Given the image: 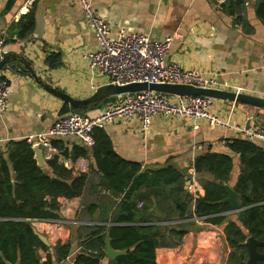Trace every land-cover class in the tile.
Listing matches in <instances>:
<instances>
[{
	"label": "crops",
	"instance_id": "crops-1",
	"mask_svg": "<svg viewBox=\"0 0 264 264\" xmlns=\"http://www.w3.org/2000/svg\"><path fill=\"white\" fill-rule=\"evenodd\" d=\"M9 1L0 0V31L6 34L4 53L13 52L23 57L45 84L76 100L88 99L109 85L108 77L91 73L83 59L85 52L97 49V42L79 9V0H36L31 8L25 7V0ZM88 1L99 18L109 25L112 34L123 30L126 34H145L156 40L172 37L166 61L174 62L184 70H196L215 77L221 89H240L242 94L264 99V26L255 16L256 0H249L246 4V17L254 28L253 34H245L233 26L232 18L221 10L224 0ZM30 9L34 13V28L23 37L20 36L21 20ZM53 56L59 59L55 60ZM49 59L53 63L59 62V66L49 68L46 63ZM0 79L5 80L10 89L9 109L0 114L1 147L11 141L45 133L57 119L70 113L63 114L62 110L69 106L37 83L21 66L20 70L5 66L0 71ZM109 98L107 105L86 115H98L115 97ZM211 112L223 121L230 118L232 126L264 129L262 109L213 100ZM98 131L105 135L116 156L140 165L143 171L164 166L183 171L185 180L190 182L189 186L185 185L186 189L193 196L197 182L190 164L207 152L232 158L233 170L225 184L231 190L239 176V156L229 152L228 144L222 145L223 142L244 139L233 130L209 126L204 122L154 116L145 139L140 135L139 121L133 118L117 119ZM53 142L58 156L73 146L83 148L74 139H55ZM251 142L264 151V142ZM90 149H86L89 151L86 159L87 193L70 200L59 199L58 220L35 221L33 224L40 234L47 237L49 247L70 243L68 257L59 264H73V257L82 251L86 236L103 225L95 220L99 211H89V206L96 202L93 188L103 178ZM62 159L59 157V164L66 169L74 168L71 169L72 174L78 176L77 163ZM91 165L93 171L89 170ZM47 172L50 174L48 165ZM197 192L204 195L199 185ZM204 238L211 241V257H217L220 250L221 253L226 250L221 227L199 224L183 236L178 246L156 249V263H190L205 242ZM40 255L44 261L45 254L40 252Z\"/></svg>",
	"mask_w": 264,
	"mask_h": 264
},
{
	"label": "trees",
	"instance_id": "trees-1",
	"mask_svg": "<svg viewBox=\"0 0 264 264\" xmlns=\"http://www.w3.org/2000/svg\"><path fill=\"white\" fill-rule=\"evenodd\" d=\"M248 1L224 0L221 10L232 18L234 27L253 34L254 28L246 17ZM254 12L264 26V0H256ZM33 28L34 13L30 9L21 20L20 36L29 35ZM46 63L49 68L59 66L51 59ZM109 102L110 98H106L86 109L65 106L62 113L86 115ZM93 138L91 156L103 178L93 188L96 202L89 206V211L98 210L95 220L103 225L86 236L73 264H103L105 260L106 264H157L156 249L178 246L183 236L199 224L222 228L226 245L223 264H247L249 255L244 244L249 238L264 243V151L255 143L235 139L228 144L229 152L239 156L240 162L233 191L241 210L234 212L225 202L228 195L223 187L233 170L230 156L207 152L194 159L190 166L204 192L195 197L186 189L183 171L172 166L143 171L140 165L116 156L101 131H94ZM88 153L78 146L61 151L48 162L49 174L37 166L32 147L25 140L0 146V264H59L68 257L70 243L45 247L32 228L35 221L59 219V199L70 200L87 193L88 173L74 177L71 169L59 164V157L75 163L88 159ZM89 170L94 167L89 166ZM106 236L114 251L125 253L108 259ZM40 252L45 254L44 261ZM257 252L264 255V245Z\"/></svg>",
	"mask_w": 264,
	"mask_h": 264
},
{
	"label": "built area",
	"instance_id": "built-area-1",
	"mask_svg": "<svg viewBox=\"0 0 264 264\" xmlns=\"http://www.w3.org/2000/svg\"><path fill=\"white\" fill-rule=\"evenodd\" d=\"M36 0H25V7L31 8ZM78 6L91 30L97 49L87 51L83 59L91 73L102 74L109 84H173L187 85L201 89H218L241 93L240 89H221L215 77L196 70H184L174 62L166 61L172 46V37L163 40L152 39L145 34H126L121 30L115 35L110 27L96 14L88 0H79ZM6 34L0 31V58L4 54ZM10 89L5 80L0 79V114L9 109ZM213 100L206 97H171L154 92H138L116 96L114 101L95 117L70 112L57 119L45 133L25 139L31 147H39L46 164L58 156L52 142L55 139H74L83 148L94 146L93 133L104 129L117 119H137L140 135L146 138L154 116L163 119L180 118L185 121L204 122L209 126L233 130L244 139L264 142V129L257 126H232L230 118L223 121L211 112ZM229 144L223 142L222 145ZM63 160V159H62ZM72 163V162H71ZM78 174L88 171L86 159L77 162ZM74 169V168H71ZM195 196L198 185L195 184ZM142 204L139 203L138 207Z\"/></svg>",
	"mask_w": 264,
	"mask_h": 264
},
{
	"label": "water",
	"instance_id": "water-1",
	"mask_svg": "<svg viewBox=\"0 0 264 264\" xmlns=\"http://www.w3.org/2000/svg\"><path fill=\"white\" fill-rule=\"evenodd\" d=\"M12 69H19L20 66L24 69V71L29 74L37 83L43 86L49 93L53 94L57 98L61 99L64 103H66L70 109H86L90 105H94L96 103L101 102L103 99L109 97H116L126 94H133L138 92H154L157 94L171 96V97H194L201 96L210 98L212 100H221L231 102L233 104H240L249 107H253L256 109L264 110V99L242 94L235 93L231 91H223L218 89H201L193 86L187 85H173V84H128L124 86H117L109 84L103 88H100L95 94H93L90 98L85 100H76L66 95L65 93L53 89L45 84L39 77H37L35 71L31 67V64L25 60L23 57L14 54L13 52H6L3 54L2 59L0 60V71L5 66H10ZM246 141L250 142L246 139ZM34 153V159L37 163V166L41 170H47V164L43 158V152L39 147H32ZM190 182L186 181L185 185L189 186ZM228 197L225 199V202L229 203L234 212H239L241 208L239 207L236 194L233 190L229 188V186H223ZM33 234L39 239V241L45 246L49 247L50 244L47 238L40 234L35 227L32 228ZM264 243H259L252 238H249L244 247L248 250V261L247 264H258L259 261H264V255H261L257 252V248L263 246ZM125 251H114L109 243V237L105 238V254L108 259H114L119 255H123Z\"/></svg>",
	"mask_w": 264,
	"mask_h": 264
},
{
	"label": "rangeland",
	"instance_id": "rangeland-1",
	"mask_svg": "<svg viewBox=\"0 0 264 264\" xmlns=\"http://www.w3.org/2000/svg\"><path fill=\"white\" fill-rule=\"evenodd\" d=\"M204 240H205V242H203L200 245V248L197 250V255H195L194 257L191 258L192 261L190 263H188L187 259H186L187 264H197V263H202V264H223V260L225 258L226 250L224 249L222 253H221V250H220L218 252V256L213 258V256L211 257L209 255V254H211V251H212L211 250V246H210L211 241L207 240L206 238H204Z\"/></svg>",
	"mask_w": 264,
	"mask_h": 264
}]
</instances>
